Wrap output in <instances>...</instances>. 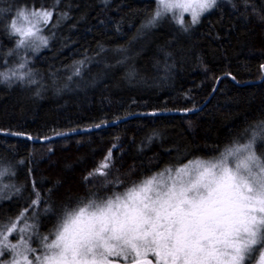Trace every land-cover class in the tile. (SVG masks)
Masks as SVG:
<instances>
[{"label": "trees", "instance_id": "trees-1", "mask_svg": "<svg viewBox=\"0 0 264 264\" xmlns=\"http://www.w3.org/2000/svg\"><path fill=\"white\" fill-rule=\"evenodd\" d=\"M20 9L53 12L47 45L17 46L10 23ZM156 10L155 0H0V73L9 77L0 75V131L42 138L208 99L194 113L133 116L45 142L0 132V238L16 239L25 219L52 235L66 212L166 168L218 159L254 132L262 154L264 0H217L197 24L168 12L145 27Z\"/></svg>", "mask_w": 264, "mask_h": 264}, {"label": "snow or ice", "instance_id": "snow-or-ice-1", "mask_svg": "<svg viewBox=\"0 0 264 264\" xmlns=\"http://www.w3.org/2000/svg\"><path fill=\"white\" fill-rule=\"evenodd\" d=\"M157 4L145 27L156 26L158 19L173 9L181 10L177 23L183 25L184 13L190 12L192 24H197L217 0H157ZM52 16L51 11L18 10L10 23L12 33L21 37L17 46L31 41L39 48L36 40L47 45V39L37 33L42 31L39 25L46 26ZM258 127L264 132V124ZM257 135L254 132L247 145L227 148L215 162L195 161L176 170L174 178L161 173L114 199L92 200L66 212L55 239L46 245L48 254L41 264H115L110 257L127 259L132 253L134 264H153L147 259L149 253L155 264H243L246 253L257 251L254 245L264 247L260 235L264 226V163L252 150ZM244 152L247 155H241ZM229 157L236 159L235 169L229 167ZM111 158L109 150L96 171L103 175L100 170L109 167ZM7 172L0 171V177ZM39 200L36 193L32 203ZM14 228L13 224L8 230ZM11 248L32 264L17 245Z\"/></svg>", "mask_w": 264, "mask_h": 264}, {"label": "rangeland", "instance_id": "rangeland-1", "mask_svg": "<svg viewBox=\"0 0 264 264\" xmlns=\"http://www.w3.org/2000/svg\"><path fill=\"white\" fill-rule=\"evenodd\" d=\"M155 1L157 4V0H155ZM157 8H158V4H157ZM40 10H45V9H35V11H40ZM29 11H33V10H29ZM45 11H47V10H45ZM180 12H181L180 9H173V11L170 13H172L176 17H178L180 15ZM184 16H187L191 20V13L190 12L184 13L183 17ZM19 23L26 24L27 22L20 21ZM39 27L42 29L43 24L39 25ZM37 36H43L42 31L38 32ZM20 39H21V37H20ZM31 39L36 40L35 37H33ZM26 43L28 44L29 47H36V45L32 44L31 41H27ZM36 44L40 45L41 43L39 42V40H36ZM249 142L250 141H248L242 145H247ZM256 145L257 144L255 141L253 143L252 150L260 158L261 163H264V138H261V142L259 144V148L262 151V154L260 156L255 151ZM233 148H235V147H233ZM241 155H247V152H244ZM218 159H215L213 161L210 160V161L215 162ZM198 160L204 161V160H200V159H198ZM198 160L191 161V162L186 163V164L181 165V166L166 168V169L160 171L159 173H157L156 175H153V176H159L161 173H163L165 175V177L171 175L174 178L176 170H178L181 167H184L187 164L193 163V162L198 161ZM205 162H209V161H205ZM235 166H236V159L234 157H229V167L235 169ZM114 198L115 197L110 198V199H114ZM257 215L259 216L260 214L257 213ZM22 223H23V226H21L16 231V235H17L16 239L11 240V241H5L3 237L0 238V251H2V247L5 244V250H4L5 252L2 251V255H0V264H15V261H19V264H27V262L21 256H17L16 253L12 250L11 245H13V244L17 245V250L20 251L21 253H23L24 255H26L28 258V261H31L32 264H41V261H42L44 255L48 254V249L46 248V245L51 243L55 239L56 232L60 228V226H59L58 229L52 233V235H49V234L48 235H41L39 233L40 227L37 224L32 225L30 219H28V220L25 219L22 221ZM20 229H26V230L21 232ZM260 235L264 236V226H261ZM45 238H47V239H45ZM262 243H264V241H262ZM26 248L27 249H34L35 251H27ZM253 248L257 249V251H253L250 254L246 253L245 254V260L243 261V263L247 260L246 262H249V264H264V262L261 261V255L264 254V247H261L260 244H257V245H254ZM134 256H135L134 253L130 254L128 256V259H130L132 261H129L127 263H126V259H124V258L110 257L109 259H112L115 262V264H125V263L126 264H134V261H133ZM37 257H40L41 259L37 260L36 259ZM147 259H150V257H147Z\"/></svg>", "mask_w": 264, "mask_h": 264}, {"label": "water", "instance_id": "water-1", "mask_svg": "<svg viewBox=\"0 0 264 264\" xmlns=\"http://www.w3.org/2000/svg\"><path fill=\"white\" fill-rule=\"evenodd\" d=\"M220 78L221 77H219L216 80V84H215L214 88H216V85L218 84V81H219ZM263 78H264V73L262 74V77H261V79H259V81L262 80ZM213 91H214V89H213ZM207 100L205 102H203L200 106L194 107V108H191V109L168 110V111H165V112L151 111V112L136 113L134 115H129V116H126V117H123V118H120V119H117V120H114V121L101 123V124H96V125H99V127H96V125H91V126L84 127V128H79V129H74V130H70V131L56 133V134H53V135H50V136H47V137H42V138H32L30 136H26V135H23V134L10 133V132H5V131H0V132L3 133V134L12 135V136L26 137V138H29V139L33 140L34 142H45V141H48V140H51V139H54V138H58V137H64V136H68V135L80 134V133H83V132H88V131H94V130H97V129H101V128H104V127H107V126H111V125L117 124V123H119V122H121V121H123V120H125L127 118H131L133 116L154 115V114H162V113H166V114L167 113L168 114H189V113H194V112L200 111L202 109V107L205 105V103L207 102Z\"/></svg>", "mask_w": 264, "mask_h": 264}, {"label": "flooded vegetation", "instance_id": "flooded-vegetation-1", "mask_svg": "<svg viewBox=\"0 0 264 264\" xmlns=\"http://www.w3.org/2000/svg\"><path fill=\"white\" fill-rule=\"evenodd\" d=\"M147 257H150L149 260H152V261H153V264H155V257H154V256H152V255L149 253ZM129 261H132V260H130V259L127 258V259H126V263L129 262ZM126 263H125V264H126ZM246 264H249V262L246 263Z\"/></svg>", "mask_w": 264, "mask_h": 264}]
</instances>
